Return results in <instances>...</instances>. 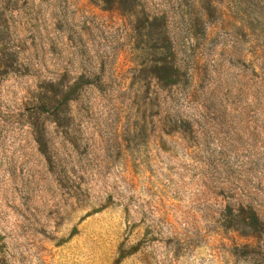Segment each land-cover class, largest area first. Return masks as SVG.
I'll use <instances>...</instances> for the list:
<instances>
[{
	"label": "rangeland",
	"instance_id": "1",
	"mask_svg": "<svg viewBox=\"0 0 264 264\" xmlns=\"http://www.w3.org/2000/svg\"><path fill=\"white\" fill-rule=\"evenodd\" d=\"M0 264H264V0H0Z\"/></svg>",
	"mask_w": 264,
	"mask_h": 264
}]
</instances>
